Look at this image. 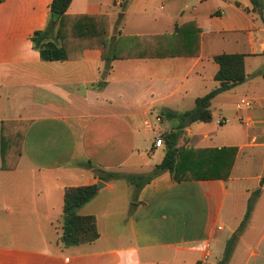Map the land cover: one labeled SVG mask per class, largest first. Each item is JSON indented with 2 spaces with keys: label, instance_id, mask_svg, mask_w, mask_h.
<instances>
[{
  "label": "crops",
  "instance_id": "obj_1",
  "mask_svg": "<svg viewBox=\"0 0 264 264\" xmlns=\"http://www.w3.org/2000/svg\"><path fill=\"white\" fill-rule=\"evenodd\" d=\"M52 2H0V264H217L260 187L229 264H264V21L250 0H72L69 16H109L105 51L45 62L32 37ZM189 23L199 56L182 54L196 32L177 28ZM221 54L245 55L248 79L212 100L211 122L184 130L177 178L163 172L138 196L100 180L95 170L148 174L163 161L156 135L177 122L162 112L216 88ZM242 98L254 106L239 110ZM99 182L78 214L100 237L65 247L66 190Z\"/></svg>",
  "mask_w": 264,
  "mask_h": 264
},
{
  "label": "trees",
  "instance_id": "obj_2",
  "mask_svg": "<svg viewBox=\"0 0 264 264\" xmlns=\"http://www.w3.org/2000/svg\"><path fill=\"white\" fill-rule=\"evenodd\" d=\"M4 0H0L2 2ZM263 0H250L254 11H257L264 21ZM72 0H53L51 4L50 21L47 28L36 32L32 37L34 48L40 53L45 62L69 61L77 57L78 51L85 48H100L105 51L107 43L110 20L108 15H78L69 16L67 11ZM121 22V21H119ZM67 27L66 31L65 28ZM189 27H194L195 36L191 34L185 40L188 50L182 52L185 56H199L200 53V30L189 23L177 28V33H185ZM219 65V71L215 76L218 86L205 96L196 100L192 110L175 112L164 110L163 116L170 121L177 122L176 127L162 135V143L167 149L163 161L156 165L154 170L148 174H121L95 170L100 180L109 181L112 179L126 180L135 187L136 196L140 190L159 174L169 171L177 178L179 161L181 160V149L178 147L179 139L184 130L193 123H209L213 119L211 110L212 100L224 92L230 91L248 79L245 70V55L243 54H221L214 58ZM264 71V67L258 74ZM3 144V139H2ZM3 168L6 169V153L2 149ZM92 167L91 165H88ZM263 186V181L261 182ZM98 193V185L68 188L64 196L63 225L61 242L65 247L78 246L84 243H92L100 237L94 216H81L78 210L90 202ZM261 187L253 192L248 200L245 217L238 230L228 240L222 259L217 264H229L235 244L239 236L247 227L255 204L260 197Z\"/></svg>",
  "mask_w": 264,
  "mask_h": 264
},
{
  "label": "built area",
  "instance_id": "obj_3",
  "mask_svg": "<svg viewBox=\"0 0 264 264\" xmlns=\"http://www.w3.org/2000/svg\"><path fill=\"white\" fill-rule=\"evenodd\" d=\"M254 106V102L248 98H242L240 99L237 107L239 110H242V109H250ZM240 120L242 121V123L244 124V126L248 127V128H251L253 126V123L251 120L249 119H244V118H240ZM252 142L255 143L256 142V139L253 138L252 139ZM155 145L157 147H161L163 145L162 143V134L161 133H158L156 135V141H155Z\"/></svg>",
  "mask_w": 264,
  "mask_h": 264
},
{
  "label": "rangeland",
  "instance_id": "obj_4",
  "mask_svg": "<svg viewBox=\"0 0 264 264\" xmlns=\"http://www.w3.org/2000/svg\"><path fill=\"white\" fill-rule=\"evenodd\" d=\"M263 2V6H264V0L262 1ZM257 12V11H256ZM161 162V159L160 158H155L154 160H153V164H159ZM134 187V186H133ZM134 189H135V187H134Z\"/></svg>",
  "mask_w": 264,
  "mask_h": 264
},
{
  "label": "water",
  "instance_id": "obj_5",
  "mask_svg": "<svg viewBox=\"0 0 264 264\" xmlns=\"http://www.w3.org/2000/svg\"><path fill=\"white\" fill-rule=\"evenodd\" d=\"M102 185H103V183L99 182V183H98V188H101Z\"/></svg>",
  "mask_w": 264,
  "mask_h": 264
}]
</instances>
